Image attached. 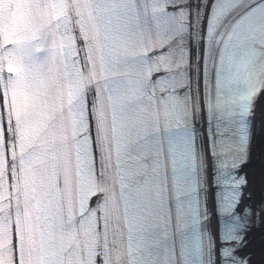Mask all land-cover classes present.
Returning <instances> with one entry per match:
<instances>
[{
	"label": "snow or ice",
	"instance_id": "6c2138e0",
	"mask_svg": "<svg viewBox=\"0 0 264 264\" xmlns=\"http://www.w3.org/2000/svg\"><path fill=\"white\" fill-rule=\"evenodd\" d=\"M262 93L264 0H0V264H201Z\"/></svg>",
	"mask_w": 264,
	"mask_h": 264
},
{
	"label": "bare ground",
	"instance_id": "6f19581e",
	"mask_svg": "<svg viewBox=\"0 0 264 264\" xmlns=\"http://www.w3.org/2000/svg\"><path fill=\"white\" fill-rule=\"evenodd\" d=\"M256 134L249 163L244 167L249 178L247 201L259 208L256 224L249 231V243L244 246V255L250 256V264H264V93L256 110ZM218 231L216 219H212Z\"/></svg>",
	"mask_w": 264,
	"mask_h": 264
}]
</instances>
